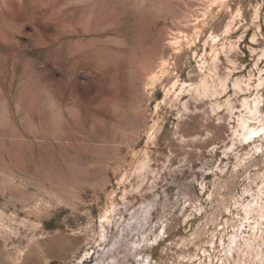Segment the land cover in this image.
<instances>
[{"label": "rangeland", "instance_id": "obj_1", "mask_svg": "<svg viewBox=\"0 0 264 264\" xmlns=\"http://www.w3.org/2000/svg\"><path fill=\"white\" fill-rule=\"evenodd\" d=\"M0 264H264V0H0Z\"/></svg>", "mask_w": 264, "mask_h": 264}, {"label": "bare ground", "instance_id": "obj_2", "mask_svg": "<svg viewBox=\"0 0 264 264\" xmlns=\"http://www.w3.org/2000/svg\"><path fill=\"white\" fill-rule=\"evenodd\" d=\"M173 39H174V37H171V36H164L163 38H162V40H163V45H164V48L166 49V50H168V51H170L172 48H173V43H174V41H173ZM153 67H155V65L153 66ZM255 105H257V103L255 104ZM255 109H256V107H255ZM256 111V110H255ZM241 128L243 129V134L245 135V136H252L253 134H256L257 133V131L256 130H254L253 128H251L250 126H248L247 125V123L245 122V121H243L242 123H241ZM249 247H250V245H248ZM261 253V252H260Z\"/></svg>", "mask_w": 264, "mask_h": 264}]
</instances>
